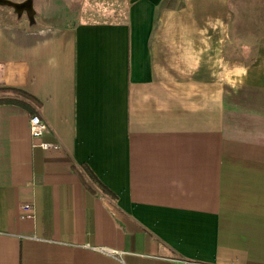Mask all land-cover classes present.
Wrapping results in <instances>:
<instances>
[{"label": "crops", "instance_id": "1", "mask_svg": "<svg viewBox=\"0 0 264 264\" xmlns=\"http://www.w3.org/2000/svg\"><path fill=\"white\" fill-rule=\"evenodd\" d=\"M120 2L41 22L52 0L0 4V87L48 126L0 104V264H264V44L225 0Z\"/></svg>", "mask_w": 264, "mask_h": 264}, {"label": "rangeland", "instance_id": "2", "mask_svg": "<svg viewBox=\"0 0 264 264\" xmlns=\"http://www.w3.org/2000/svg\"><path fill=\"white\" fill-rule=\"evenodd\" d=\"M69 1L71 0H52L54 5H34L38 10L36 20L50 21L53 19L51 16H59L64 20L122 19L125 16L126 5H123L120 0L119 2L116 0H72L70 5ZM225 2L230 5V10L236 11L241 21L240 25L238 22L237 34H246L250 41L264 44V0H225ZM5 7L11 9L9 6ZM232 44H235L234 38ZM227 45L228 51L229 43ZM2 95H11V93L0 92V96ZM88 181L91 182L89 179Z\"/></svg>", "mask_w": 264, "mask_h": 264}, {"label": "trees", "instance_id": "3", "mask_svg": "<svg viewBox=\"0 0 264 264\" xmlns=\"http://www.w3.org/2000/svg\"><path fill=\"white\" fill-rule=\"evenodd\" d=\"M0 92H8L11 93V95H2L0 96V104L1 103H13L17 104L26 110H28L31 114L36 113V108L40 106V101L32 94L29 92L18 88V87H11V86H1L0 87ZM78 174L80 177L84 180V183L87 188L92 190L93 186H96L99 188L103 193L113 195L114 193L107 187L105 186L97 177L96 175L92 172L90 168L87 166H84V174L81 175L79 172ZM91 180V182L88 181V179ZM94 189V187H93ZM94 191V190H92Z\"/></svg>", "mask_w": 264, "mask_h": 264}, {"label": "built area", "instance_id": "4", "mask_svg": "<svg viewBox=\"0 0 264 264\" xmlns=\"http://www.w3.org/2000/svg\"><path fill=\"white\" fill-rule=\"evenodd\" d=\"M48 131V126L46 122L38 114H32L29 119V132L33 139L41 138ZM34 145L40 146L42 148H54L57 145L53 142L40 141L34 143ZM24 215L28 218H32L34 215L33 206L30 203H24L20 206Z\"/></svg>", "mask_w": 264, "mask_h": 264}, {"label": "water", "instance_id": "5", "mask_svg": "<svg viewBox=\"0 0 264 264\" xmlns=\"http://www.w3.org/2000/svg\"><path fill=\"white\" fill-rule=\"evenodd\" d=\"M0 4H5L11 6L15 12L21 13L22 11H26V13L32 17L34 13L32 0H23V1H12V0H0Z\"/></svg>", "mask_w": 264, "mask_h": 264}]
</instances>
